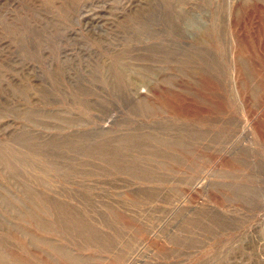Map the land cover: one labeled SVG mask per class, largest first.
Returning <instances> with one entry per match:
<instances>
[{
    "label": "rangeland",
    "instance_id": "374dc122",
    "mask_svg": "<svg viewBox=\"0 0 264 264\" xmlns=\"http://www.w3.org/2000/svg\"><path fill=\"white\" fill-rule=\"evenodd\" d=\"M0 264H264V0H0Z\"/></svg>",
    "mask_w": 264,
    "mask_h": 264
}]
</instances>
